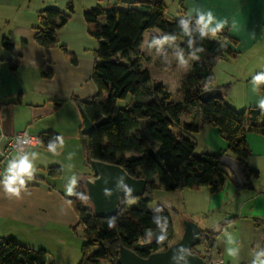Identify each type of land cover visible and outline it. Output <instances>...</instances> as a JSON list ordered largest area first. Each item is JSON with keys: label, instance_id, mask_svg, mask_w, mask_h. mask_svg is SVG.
I'll return each mask as SVG.
<instances>
[{"label": "crops", "instance_id": "0c3cea01", "mask_svg": "<svg viewBox=\"0 0 264 264\" xmlns=\"http://www.w3.org/2000/svg\"><path fill=\"white\" fill-rule=\"evenodd\" d=\"M117 1L0 0V239L44 250L46 264H79L81 259L83 243L77 237L81 229L68 199L79 183L77 178L91 173H83L87 165L79 136L84 120L75 100L89 101L98 94L92 80L97 41L89 35L83 14ZM69 3L74 11L57 31L56 45L39 46L34 40L39 13L46 9L66 13ZM179 8L175 18H196L203 30L226 33L231 38L226 45L237 52L235 58L215 64L210 89H220L223 101L235 111H264V94L257 91L253 80L264 74V0H179ZM151 36L161 37V33L144 34L140 48L144 66L152 62L150 52L157 51L151 49ZM5 39L13 44L12 52L3 48ZM11 60H18L15 71L9 68ZM45 70L52 72L50 77L41 74ZM194 119L198 121L193 114L181 122L191 124ZM18 132L37 137L50 133L59 143L2 159L6 140ZM193 140L196 155L232 157L215 128L204 127ZM245 140L250 155L244 164L259 173L251 180L252 189L237 188L234 177L222 167L225 182L221 191L211 193L208 187L177 190L184 197L185 210L198 218L200 232L217 233L208 264H264V136L248 133ZM22 161L30 167L20 173ZM51 167L60 169V177L47 175ZM13 176L18 197L6 191Z\"/></svg>", "mask_w": 264, "mask_h": 264}, {"label": "trees", "instance_id": "16d2710c", "mask_svg": "<svg viewBox=\"0 0 264 264\" xmlns=\"http://www.w3.org/2000/svg\"><path fill=\"white\" fill-rule=\"evenodd\" d=\"M120 5V0L110 6L97 5L83 14L89 35L97 41L92 80L98 94L89 101L75 100L81 113L93 124L92 131L86 135L81 133L79 140L87 167L88 159L117 165L133 179L146 180L147 187L144 195L135 199L136 207L127 208V199H123L117 215L99 219L93 217L91 208L85 204L84 188L77 183L68 202L78 217L77 227L83 239L79 264H118L120 246L140 258L165 250L173 237L170 212L162 207L148 210L152 191H196L201 187H208L211 193L221 191L225 177L220 161L224 154L196 155L194 152L193 135L204 127L215 128L226 142L227 152L241 164L245 180L242 189H252L251 180L259 177L257 171L244 164L250 155L245 137L248 133L264 136V111H235L226 105L222 96L206 103L198 99L213 83L215 64L236 57L237 52L225 43L231 38L224 32L203 30L196 18L180 16L167 21L163 0H141L128 5L126 10L119 8ZM73 11L69 3L66 13L56 9L40 12L35 42L44 48L54 47L57 31ZM152 30L159 31L161 37L151 36V48L159 43L169 52L168 47L172 45L179 59L194 58L179 90L181 101H171L163 84L153 83L149 71L143 67L140 48L144 34ZM213 35L218 39L214 40ZM2 46L13 51L10 40H3ZM17 66L18 60L9 62L11 71ZM51 73L45 70L41 74L50 77ZM253 80L257 91L264 94V74L256 75ZM227 89L228 86L223 91ZM129 95L135 96V101L114 113L116 103ZM192 108L196 109L198 121L182 123V117L192 116ZM141 122L145 124L143 127ZM39 138L46 147L59 143L50 133ZM47 175L58 178L61 171L51 167ZM200 234L205 253L199 254L195 248L191 252L208 264L217 233ZM45 255L42 249L0 239V264H46Z\"/></svg>", "mask_w": 264, "mask_h": 264}, {"label": "water", "instance_id": "95a60500", "mask_svg": "<svg viewBox=\"0 0 264 264\" xmlns=\"http://www.w3.org/2000/svg\"><path fill=\"white\" fill-rule=\"evenodd\" d=\"M160 1V0H154ZM124 5H135L141 0H120ZM222 96L220 89L212 88L204 91L198 99L201 103L216 100ZM84 128L82 134H89L93 124L83 115ZM88 169L91 176L84 177L79 182L85 191L86 200L91 206L94 218L110 219L120 211L123 199L135 200L144 195L147 181L133 179L126 171L117 165L107 164L98 160L88 159ZM221 166L234 177L237 188L245 185L241 164L231 156H223ZM198 226L191 222L184 223L181 239L168 246L165 250L153 253L147 258H140L135 253L120 246L117 251L118 264H206L205 261L191 250L202 240ZM207 240V237H204Z\"/></svg>", "mask_w": 264, "mask_h": 264}, {"label": "rangeland", "instance_id": "374dc122", "mask_svg": "<svg viewBox=\"0 0 264 264\" xmlns=\"http://www.w3.org/2000/svg\"><path fill=\"white\" fill-rule=\"evenodd\" d=\"M166 5V13L165 17L167 21H171L175 17H177V11L179 8V0H165ZM128 5L124 6V10L128 9ZM181 41H177L180 43ZM161 44H156V47L151 48L157 49L156 52H150L152 62L149 65L143 67L146 68L150 75L151 81L153 83H161L166 89L169 91L171 96V101L178 102L181 99V95L179 94V90L182 87L183 81L188 75L192 62L194 61L193 57H189L185 60L179 59L176 57L174 46L170 45L168 48L169 52H166L164 47H161ZM135 96L129 95L124 100H120L116 103L114 108V113L118 109L124 108L126 104L130 101H135ZM192 115H197L196 109H191ZM84 174L90 175L88 167L83 170ZM38 174V173H37ZM43 175L44 174H39ZM82 178H77V181L80 182ZM152 202L148 205L149 211H155L160 207L167 209L170 212L171 224L173 229V237L168 246H171L177 243L182 237V230L184 229V223L186 221H191L196 224L198 218H192L191 213L185 210L184 207L187 208L183 195H180L179 191H165L163 189H158L152 191ZM183 197V198H182ZM85 204L91 208L90 204L85 201ZM136 200H127L126 206L127 208L136 207ZM77 237H80L81 243H83V239L81 237V232L78 231ZM78 240V238H77ZM79 243V241H77ZM202 243V242H201ZM202 244H199L195 247L194 251L197 253H201ZM198 248V249H197ZM228 252V249H227Z\"/></svg>", "mask_w": 264, "mask_h": 264}, {"label": "built area", "instance_id": "2783aa9c", "mask_svg": "<svg viewBox=\"0 0 264 264\" xmlns=\"http://www.w3.org/2000/svg\"><path fill=\"white\" fill-rule=\"evenodd\" d=\"M43 144L39 137L18 132L6 140V145L1 153L2 159H9L13 153L24 154L36 150H40Z\"/></svg>", "mask_w": 264, "mask_h": 264}, {"label": "clouds", "instance_id": "9594fccd", "mask_svg": "<svg viewBox=\"0 0 264 264\" xmlns=\"http://www.w3.org/2000/svg\"><path fill=\"white\" fill-rule=\"evenodd\" d=\"M261 107H264V101L261 102ZM13 167H16V165H13ZM30 165L24 161H22L20 164H19V172L20 173H23V172H26L28 169H29ZM15 179L16 177L13 176L11 177L9 180H8V183L6 185V191L8 193H11L13 195H16L17 197L19 196V190L16 189V188H13L12 187V184L15 183ZM21 183H23V181H21Z\"/></svg>", "mask_w": 264, "mask_h": 264}]
</instances>
